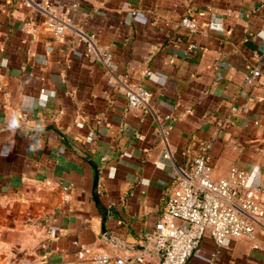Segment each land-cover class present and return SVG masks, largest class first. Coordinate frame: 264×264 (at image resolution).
Segmentation results:
<instances>
[{
    "label": "crops",
    "instance_id": "obj_1",
    "mask_svg": "<svg viewBox=\"0 0 264 264\" xmlns=\"http://www.w3.org/2000/svg\"><path fill=\"white\" fill-rule=\"evenodd\" d=\"M49 7L67 17L63 41ZM261 37L264 0H0V264H91L79 244L159 264L156 225L206 143L214 178L258 168L264 184V76L245 84L264 75ZM136 86L152 94L146 110L129 106ZM187 264H264V232L225 247L207 234Z\"/></svg>",
    "mask_w": 264,
    "mask_h": 264
},
{
    "label": "built area",
    "instance_id": "obj_2",
    "mask_svg": "<svg viewBox=\"0 0 264 264\" xmlns=\"http://www.w3.org/2000/svg\"><path fill=\"white\" fill-rule=\"evenodd\" d=\"M46 14L47 29L52 37L63 41L67 32L66 15L54 7H49ZM181 25L192 33L199 29L198 23L188 17L181 20ZM83 40L89 55L110 65L113 54L99 45L95 35H84ZM263 76L261 67L253 69L246 78V86H256ZM127 98L132 109L146 110L150 107L152 94L143 86H136L128 89ZM172 129L170 126L168 131ZM211 148L210 143L202 147L191 170L178 177L168 196L166 212L158 221L152 240L160 253L159 264H187L207 234L217 246L225 247L232 240L255 239L259 231L264 232V184L257 183L258 168L247 172L232 167L226 177L216 179L209 157ZM164 157L168 158L169 154ZM70 189L69 185L63 186L65 202L71 200ZM50 236L55 238V232ZM76 255L80 262L89 260L91 264H129L123 258L96 253L85 244L78 245Z\"/></svg>",
    "mask_w": 264,
    "mask_h": 264
},
{
    "label": "water",
    "instance_id": "obj_3",
    "mask_svg": "<svg viewBox=\"0 0 264 264\" xmlns=\"http://www.w3.org/2000/svg\"><path fill=\"white\" fill-rule=\"evenodd\" d=\"M84 159L88 163H90L93 166V168L95 169V182H94V188H93V197H94V199L96 201V204H97L100 212L102 213L103 218L105 219L107 217L108 210H107V208H105V206H103L101 204L100 199H99V195H98L99 166L95 162L90 161L87 156H85Z\"/></svg>",
    "mask_w": 264,
    "mask_h": 264
}]
</instances>
